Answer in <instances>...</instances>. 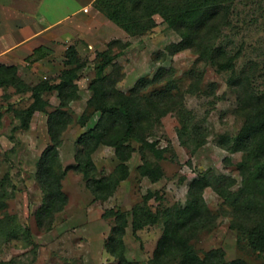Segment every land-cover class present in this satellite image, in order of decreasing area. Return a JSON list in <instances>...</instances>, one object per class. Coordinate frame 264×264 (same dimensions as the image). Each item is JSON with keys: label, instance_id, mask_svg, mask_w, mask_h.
<instances>
[{"label": "rangeland", "instance_id": "374dc122", "mask_svg": "<svg viewBox=\"0 0 264 264\" xmlns=\"http://www.w3.org/2000/svg\"><path fill=\"white\" fill-rule=\"evenodd\" d=\"M25 1L16 0L17 6H13V0H0V24L6 27L4 31L19 33L23 22H16L18 17L12 18L6 11L10 4L11 12L25 13V5L20 6ZM56 2L64 6L60 0ZM223 5L228 9L219 11L209 23L205 37L207 49L221 48L214 52L218 59L231 60L232 67L224 69L193 48L174 50L173 44L181 36L159 15L156 26L149 32L131 35L95 8L96 14L61 21L34 40L21 44L16 52L21 59L18 75L30 86L59 80L63 69L68 67L64 59L69 45L76 47L86 65L75 80L77 95L67 106L73 121L63 130L58 147L61 168L66 171L61 181L67 202L55 212L48 227L40 226L36 220V210L44 201V191L37 180V163L50 142L47 118L48 112L59 104L57 90L43 92L48 101L46 110H36L29 127L24 129L16 127L19 119L14 109L30 104L31 90L0 86V217L4 212L12 215L23 229H29L30 236L28 240L19 230L6 238L0 230V264H118L105 247L113 224V217L105 214L109 208L128 212L124 235L126 257L136 264H150L168 215L180 221L194 204L201 207L202 216L209 215L190 240L200 256L222 247L225 264L233 260H239V264L242 261L264 264V251L252 248L246 236L233 226V204L213 186L231 179V191L243 185L238 165L245 161L246 155L231 147L245 118L238 107L237 90L229 79L239 78L264 93V0H231ZM34 32L37 31L31 34ZM23 36L14 42H21ZM102 51L115 55L104 72L111 74L119 89L129 93L138 86L139 95L148 98L170 86V94L165 100L166 110H154L149 123L142 128L148 140L164 149L160 158L145 150L146 158L160 165L161 177L151 181L140 173L139 166L143 163L140 142L132 139L136 150L127 161L129 175L108 198L96 199L86 186L83 171L74 165L80 149L78 136L92 127L100 115L88 104V99L92 95L89 83L96 76L101 58L98 53ZM159 72H163L162 79L150 81ZM92 158L97 176L111 173L119 163L114 147L103 143L93 151ZM202 176L209 183L197 197L191 187ZM149 190L152 195L147 206L158 210L160 217L155 223L135 229L132 206L143 204Z\"/></svg>", "mask_w": 264, "mask_h": 264}, {"label": "trees", "instance_id": "16d2710c", "mask_svg": "<svg viewBox=\"0 0 264 264\" xmlns=\"http://www.w3.org/2000/svg\"><path fill=\"white\" fill-rule=\"evenodd\" d=\"M228 1L231 0H93V4L109 20L131 35L149 32L156 26V15H159L181 36V40L173 44L174 50L193 48L209 57L219 69H224L232 67L231 60L217 58V53L214 52L221 48L212 50L208 46L207 49L205 36L208 35L206 29H209V23L217 17L219 11L228 9V6L223 5ZM98 55L101 57L100 63L96 67V76L89 83L92 95L88 104L100 111V115L92 127L78 136L80 149L75 156L74 167L83 171L86 186L94 198L106 199L118 183L129 175L127 161L136 150L132 139L140 142L139 151L143 158V163L139 166L140 173L151 181H157L161 177L160 165L150 162L146 158L145 150L149 149L160 158L164 149L157 147L155 141L148 140L142 134V128L149 123L150 114L154 110H166L165 100L170 94V86L163 91H155L148 98L139 95L138 86L126 93L116 87L111 74L104 72L115 55L107 51L99 52ZM64 63L68 67L63 69L57 82L41 81L33 86L18 75L15 65L0 63V86L13 85L17 91L30 89L33 97L27 107L14 109L19 119L16 127L28 128L33 113L36 110H46L48 101L42 96L44 91L57 90L60 100L58 106L48 112L47 129L50 142L37 163V180L44 191V201L36 210V220L40 226L47 227L50 226L55 212L62 209L67 202L61 181L66 171L61 168L58 147L62 142L63 130L73 121L67 106L77 95L78 85L75 80L80 69L86 65V59L79 56L74 45H69L65 49ZM162 74L163 72L157 73L150 81L161 80ZM229 83L237 90L238 107L245 118L231 147L232 150L244 151L246 155L245 161L238 165L243 185L237 191H231V179L213 186L219 195L233 204V226L246 236L252 248L264 251V93L254 90L239 78H230ZM102 143L114 147L119 163L111 173L97 176L92 153ZM208 183L204 176L196 179L191 187L192 194L199 197L202 188ZM151 195L152 192L147 191L143 204L132 206V226L135 229L147 223H155L160 217L158 210L147 206ZM1 205L0 201V208ZM105 214L113 217L111 233L105 243L106 250L117 259L118 264H136L125 255L124 235L128 212L120 208H109ZM201 214V207L194 204L187 208L180 221L168 215L150 264H168L170 261H175V264H225L222 247L210 249L200 256L190 242L196 230L209 217ZM3 227L6 229L3 230ZM0 230L6 238L22 230L26 238L30 239L29 229H23L6 212L0 217ZM230 263L239 264V260ZM242 263L245 264L244 261Z\"/></svg>", "mask_w": 264, "mask_h": 264}, {"label": "crops", "instance_id": "0c3cea01", "mask_svg": "<svg viewBox=\"0 0 264 264\" xmlns=\"http://www.w3.org/2000/svg\"><path fill=\"white\" fill-rule=\"evenodd\" d=\"M26 0L25 3V13H21L18 10L11 12L10 4L7 7L6 14L12 16V18H17L16 22H23L22 27L19 28L18 32L12 33L4 28V25L0 24V63L6 65H15L17 67L18 73L21 70V59L17 57V49L22 46L25 42L28 43L31 40H34L39 33L46 32L47 30L53 29L61 21L65 22L73 17L83 16L88 13L96 14L98 10L93 6V0H60L62 6H58L56 0ZM58 1V0H57ZM16 0H13L12 5L17 6ZM65 3L67 6H65ZM23 6V5H22ZM41 11H40V10ZM40 11V13L38 12ZM3 14V13H2ZM22 15L21 17H19ZM4 20V19H3ZM8 23V22H7ZM114 23V22H113ZM37 31L31 34V31ZM15 31H17L15 29ZM21 35L23 40L19 43L14 41ZM6 46V47H5ZM2 47V48H1ZM4 47V48H3Z\"/></svg>", "mask_w": 264, "mask_h": 264}]
</instances>
